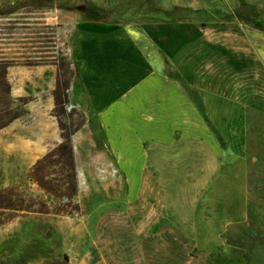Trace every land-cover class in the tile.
Listing matches in <instances>:
<instances>
[{"label": "rangeland", "instance_id": "374dc122", "mask_svg": "<svg viewBox=\"0 0 264 264\" xmlns=\"http://www.w3.org/2000/svg\"><path fill=\"white\" fill-rule=\"evenodd\" d=\"M90 1L111 9V18L234 17L264 29V0ZM29 15L52 24L53 32L38 34L53 35L47 54L58 57L65 51L71 57L80 8H43ZM31 26L4 39L25 43H0L5 55L32 49L33 43L26 41L37 32ZM11 66L6 71L10 94L29 98L32 114L28 111L0 128V189L29 196L33 209L42 203L48 212L0 210V264H264L263 112L247 110L237 143L214 157L212 152L189 150L182 157L190 159V166L144 167L143 178L150 182L140 184L130 203L125 174L115 165L95 117L81 105L73 75L67 108L76 111L72 119L80 125L71 137L76 205L70 209L28 178L34 161L59 141L51 98L56 68ZM153 153L164 158L175 154ZM147 188L153 195L146 200ZM145 201L154 203L150 210H145ZM57 208L66 211L55 213ZM62 253L67 256L64 263Z\"/></svg>", "mask_w": 264, "mask_h": 264}, {"label": "crops", "instance_id": "0c3cea01", "mask_svg": "<svg viewBox=\"0 0 264 264\" xmlns=\"http://www.w3.org/2000/svg\"><path fill=\"white\" fill-rule=\"evenodd\" d=\"M70 53L76 94L125 174L130 203L140 184L150 182L143 178L144 167L190 166L182 157L189 150L214 157L237 143L247 110L264 113V29L234 17H81ZM194 100L202 103L224 149ZM153 151L175 154L164 158ZM150 194L147 188L144 199ZM153 204L145 201V210Z\"/></svg>", "mask_w": 264, "mask_h": 264}, {"label": "trees", "instance_id": "16d2710c", "mask_svg": "<svg viewBox=\"0 0 264 264\" xmlns=\"http://www.w3.org/2000/svg\"><path fill=\"white\" fill-rule=\"evenodd\" d=\"M43 8L62 10L80 8L84 19H99L110 16L113 11L101 8L90 0H0V19L3 20L1 22L7 23L5 27L0 26V28H8L6 31H0V33L5 34L0 35V43H25V41L4 40L5 38H11L10 33L15 32V29L18 28H29L32 25L31 27L36 28L32 32H37L31 37L32 39L26 41L33 43L31 50L15 49L11 51L13 55L8 56L1 50L3 47L0 45V128L25 114L26 104L29 102V98L26 96H11L9 84L6 80L7 68L11 65H54L56 72L54 85L51 89L52 115L56 120L59 131V141L34 161L28 172V178L36 183L43 192L56 199L64 200L65 206L71 209L72 205H74L73 208L76 205L72 201L76 192V174L71 137L78 129L80 121L75 122L72 119V116L77 113L73 108H67L68 98L66 92L70 79L73 75H77V70L73 64L72 57H68L65 51L60 52L58 57L47 54L49 51L48 47L51 46L50 42L53 41L51 39L53 35L49 33L38 34H41L39 32H53L52 24L45 20H36V16L29 15V13ZM26 18L34 19L29 20ZM23 46L26 47L25 45ZM62 71L66 75L61 73ZM175 78L184 86L178 76ZM194 102L218 145L224 149L225 142L206 117L202 103L197 100H194ZM33 201L29 196L26 197L12 188L0 189V210L48 212V208L42 203H40V205H43L42 208L33 209ZM64 211L66 210L57 208L55 213ZM61 260L63 263L67 260L65 253L61 254Z\"/></svg>", "mask_w": 264, "mask_h": 264}]
</instances>
